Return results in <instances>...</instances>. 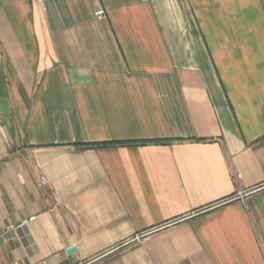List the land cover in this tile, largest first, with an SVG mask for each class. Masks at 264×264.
<instances>
[{"label": "crops", "instance_id": "0c3cea01", "mask_svg": "<svg viewBox=\"0 0 264 264\" xmlns=\"http://www.w3.org/2000/svg\"><path fill=\"white\" fill-rule=\"evenodd\" d=\"M42 2L0 0V264H264V0Z\"/></svg>", "mask_w": 264, "mask_h": 264}, {"label": "built area", "instance_id": "2783aa9c", "mask_svg": "<svg viewBox=\"0 0 264 264\" xmlns=\"http://www.w3.org/2000/svg\"><path fill=\"white\" fill-rule=\"evenodd\" d=\"M43 8H44V4L42 2V0H40ZM105 15V10L103 8H99L97 10L94 11V16L98 19H101L103 18ZM46 182V178L45 176L41 175L40 176V180H39V185H42L43 183ZM35 219V215H32V216H29V217H26V218H23L18 224H17V227H21V226H24L26 225L27 223L33 221ZM137 239H140V236H137L136 237Z\"/></svg>", "mask_w": 264, "mask_h": 264}, {"label": "water", "instance_id": "95a60500", "mask_svg": "<svg viewBox=\"0 0 264 264\" xmlns=\"http://www.w3.org/2000/svg\"><path fill=\"white\" fill-rule=\"evenodd\" d=\"M75 250V247H70L69 249H68V252H70V251H74Z\"/></svg>", "mask_w": 264, "mask_h": 264}]
</instances>
